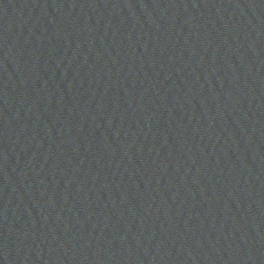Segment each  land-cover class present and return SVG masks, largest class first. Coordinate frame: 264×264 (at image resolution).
I'll list each match as a JSON object with an SVG mask.
<instances>
[{"label": "water", "instance_id": "95a60500", "mask_svg": "<svg viewBox=\"0 0 264 264\" xmlns=\"http://www.w3.org/2000/svg\"><path fill=\"white\" fill-rule=\"evenodd\" d=\"M0 264H197L34 0H0Z\"/></svg>", "mask_w": 264, "mask_h": 264}]
</instances>
